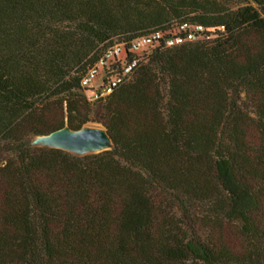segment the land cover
Returning <instances> with one entry per match:
<instances>
[{"label": "trees", "instance_id": "16d2710c", "mask_svg": "<svg viewBox=\"0 0 264 264\" xmlns=\"http://www.w3.org/2000/svg\"><path fill=\"white\" fill-rule=\"evenodd\" d=\"M184 22L89 99L106 47ZM90 121L112 148L31 143ZM0 264H264V0H0Z\"/></svg>", "mask_w": 264, "mask_h": 264}, {"label": "built area", "instance_id": "2783aa9c", "mask_svg": "<svg viewBox=\"0 0 264 264\" xmlns=\"http://www.w3.org/2000/svg\"><path fill=\"white\" fill-rule=\"evenodd\" d=\"M177 26L178 32L175 33L155 31L131 42H116L106 47L81 80V86L89 93V99L98 100L128 81L142 60L140 52L160 43L175 46L205 36L206 29L201 24L184 22Z\"/></svg>", "mask_w": 264, "mask_h": 264}, {"label": "water", "instance_id": "95a60500", "mask_svg": "<svg viewBox=\"0 0 264 264\" xmlns=\"http://www.w3.org/2000/svg\"><path fill=\"white\" fill-rule=\"evenodd\" d=\"M34 145L61 148L78 155L103 151L113 147L106 127L84 125L72 129L68 125L46 135L36 137Z\"/></svg>", "mask_w": 264, "mask_h": 264}, {"label": "rangeland", "instance_id": "374dc122", "mask_svg": "<svg viewBox=\"0 0 264 264\" xmlns=\"http://www.w3.org/2000/svg\"><path fill=\"white\" fill-rule=\"evenodd\" d=\"M167 32H169V33H175V32H178V26L176 25H174V26H172ZM152 49V47H150L149 49H147V50H144L143 52H140L141 54L139 55L140 57H141V59H143L144 58V56H145V54H147V53H149L150 52V50ZM100 79H98V81H99ZM86 93H87V91H86ZM88 95H89V93H88ZM92 101V100H91ZM96 101V100H95ZM86 125H91V126H96V127H102V126H104V125H102L101 123H99V122H95V121H90V122H88ZM105 127V126H104ZM36 137L37 136H35V137H33L32 138V140H31V143L32 144H34L35 143V141H36Z\"/></svg>", "mask_w": 264, "mask_h": 264}]
</instances>
